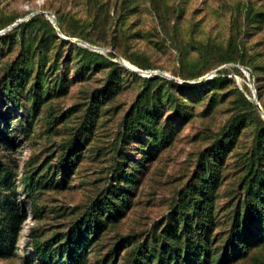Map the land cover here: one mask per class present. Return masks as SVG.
Segmentation results:
<instances>
[{"label": "rangeland", "instance_id": "374dc122", "mask_svg": "<svg viewBox=\"0 0 264 264\" xmlns=\"http://www.w3.org/2000/svg\"><path fill=\"white\" fill-rule=\"evenodd\" d=\"M3 29L0 200L25 217L0 264H41L33 243L55 236L56 251L106 197L119 213L86 264H157L166 216L199 188L209 264L239 205L261 242L223 264H264V0H0Z\"/></svg>", "mask_w": 264, "mask_h": 264}, {"label": "trees", "instance_id": "16d2710c", "mask_svg": "<svg viewBox=\"0 0 264 264\" xmlns=\"http://www.w3.org/2000/svg\"><path fill=\"white\" fill-rule=\"evenodd\" d=\"M8 31L6 30L2 35ZM220 73V71L217 72L218 75ZM8 78H3V84L7 82ZM8 87L14 86L8 84ZM142 96L141 94L138 101ZM137 105L138 103L133 105L124 116L122 123L124 133H133L142 119L139 117L141 113ZM242 120H244V116L241 115L236 118L234 123ZM28 182L32 183V179H28ZM251 211L256 212V209L254 207L243 208L241 205L236 207L232 231L225 245V253L219 261L220 264L235 257L233 255L234 248L245 251L261 242L260 238L255 237V234L254 237L247 236L246 230L242 228L246 225L248 213ZM118 213L119 210L116 209L114 202L109 197L100 200L97 209L92 208L86 213L82 222L84 226L73 225L56 251L53 246L61 239H57L55 236L49 237L46 241L33 243L35 256L41 264H86L87 247L101 234L106 224L117 217ZM24 217L25 212L21 210L13 196L7 195L4 201L0 200V258L11 257L14 254L17 235ZM211 227L212 206L207 191L204 188L189 191L185 199H181V204L174 207L166 216L160 233L164 240L155 257L156 263L209 264ZM136 254L137 252H135ZM138 254L134 256L133 264H146L145 256ZM56 258H59V261Z\"/></svg>", "mask_w": 264, "mask_h": 264}, {"label": "bare ground", "instance_id": "6f19581e", "mask_svg": "<svg viewBox=\"0 0 264 264\" xmlns=\"http://www.w3.org/2000/svg\"><path fill=\"white\" fill-rule=\"evenodd\" d=\"M120 62L124 64L127 68H130L135 71H140V69H138L134 64H132L130 61H128L125 58H120Z\"/></svg>", "mask_w": 264, "mask_h": 264}, {"label": "water", "instance_id": "95a60500", "mask_svg": "<svg viewBox=\"0 0 264 264\" xmlns=\"http://www.w3.org/2000/svg\"><path fill=\"white\" fill-rule=\"evenodd\" d=\"M16 23H14L13 25H11V26H14ZM137 72V71H136ZM138 72H140V71H138ZM155 73V72H154ZM200 81H204V78H202ZM255 98V97H254ZM255 101H256V98H255ZM256 105H257V108H258V110L263 114V116H264V111H262V109H261V107L259 106V104H258V102L256 101Z\"/></svg>", "mask_w": 264, "mask_h": 264}, {"label": "built area", "instance_id": "2783aa9c", "mask_svg": "<svg viewBox=\"0 0 264 264\" xmlns=\"http://www.w3.org/2000/svg\"><path fill=\"white\" fill-rule=\"evenodd\" d=\"M6 31V29L0 30V33H4Z\"/></svg>", "mask_w": 264, "mask_h": 264}]
</instances>
